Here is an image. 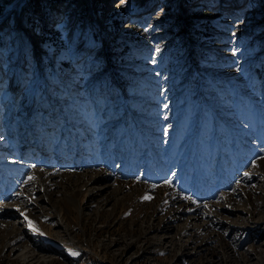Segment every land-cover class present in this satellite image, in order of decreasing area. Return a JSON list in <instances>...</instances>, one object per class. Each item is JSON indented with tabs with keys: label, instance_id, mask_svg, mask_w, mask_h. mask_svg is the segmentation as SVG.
<instances>
[{
	"label": "rangeland",
	"instance_id": "374dc122",
	"mask_svg": "<svg viewBox=\"0 0 264 264\" xmlns=\"http://www.w3.org/2000/svg\"><path fill=\"white\" fill-rule=\"evenodd\" d=\"M253 9L249 0H0V264H39L6 248V232L59 210L86 250L74 264H264V118L235 107L255 143L250 159L234 148L225 164L226 138L211 139L210 108L262 95L264 22L246 23ZM140 95L155 105L141 110L153 150L138 144L130 163L129 151L74 161L98 148L107 108L119 118V98ZM197 97L204 124L182 111ZM91 180L105 191L89 203ZM44 245L51 264H67Z\"/></svg>",
	"mask_w": 264,
	"mask_h": 264
},
{
	"label": "built area",
	"instance_id": "2783aa9c",
	"mask_svg": "<svg viewBox=\"0 0 264 264\" xmlns=\"http://www.w3.org/2000/svg\"><path fill=\"white\" fill-rule=\"evenodd\" d=\"M254 5V9L251 10L252 12L247 16L250 18V21H247L246 23L250 24V26H255L257 24V20H262L264 22V0H249ZM260 7V8H258ZM256 11H260L256 12ZM246 14V12L244 13ZM246 17V15H243ZM247 18V19H248ZM254 22V23H253ZM242 33V31H241ZM239 34V33H238ZM242 35V34H239ZM257 88V91L260 92L262 95L260 98L256 99L254 95L250 93H244V97L241 101H239L238 105H226V102H224L221 105V108L219 107L218 110L221 112H214L213 109L210 110L213 114V120L214 124L212 125L213 131L211 133V139L214 138H226V143L219 146L217 151V156L223 157V161L225 164H231L232 159V151L234 148H239V155L242 157L243 160L250 159L252 156V146L255 144L254 141L250 136L246 134V122L244 119H241L242 117L238 113V109L235 107H242L244 110L248 112H257L259 117L264 118V87L262 86L261 91H259V88ZM144 87H142V90ZM144 92V90H143ZM141 90H138L139 94H143ZM129 99V98H128ZM128 99H120L118 103V109L121 113V116L119 118H112L113 111L117 110V108L114 110V107H108L107 109L110 110L105 116L106 122L104 123L103 127L100 128L97 132V137L95 139V143L98 144V148L94 151V153H87L86 156H82L80 158L74 157V161L80 162V164H84L85 161H81V158H88L90 155H95L96 157H99L101 161H105L107 159H110L108 157L109 153H116L117 155L129 151L128 155L124 156L123 159L126 161H129V155L132 154L131 151L136 150V147L138 144H142L144 148L145 155H148L154 148V144L157 141V138L150 130L147 128V125L149 124V121L147 118H145L141 112L142 109H146L149 106H155L153 104H148L147 98L143 95H140L135 98V100L130 103ZM198 99V97H197ZM199 103L190 106H186V104H183L182 107L184 108L183 112H189V114L195 118L196 123H200V120L202 124H204L205 116H203V106L204 100L198 99ZM115 105V104H114ZM185 105V106H184ZM158 106V105H156ZM134 109L133 111L131 109ZM117 115V113H114ZM201 114V115H200ZM132 117V118H129ZM125 118V119H124ZM129 119L131 121H129ZM144 124V127L141 128L140 124ZM179 123V121H177ZM107 123H110L109 126L106 127ZM125 124V126H128L129 124L135 125V128H137V131H135L134 134H131L127 130H123L120 134L119 128L122 124ZM74 124L77 126V123L74 122ZM235 126L236 128H232ZM81 127V126H80ZM228 127L231 128V130L234 132L233 138L226 137V132ZM83 128V127H81ZM93 129V127H92ZM133 129V128H132ZM84 130V129H83ZM101 130V132H100ZM92 131V130H91ZM120 139L118 140V137ZM245 142H248V144H244ZM195 144L196 146L199 145V141L196 138H193L191 144ZM119 145V146H116ZM59 150V149H58ZM64 150V149H63ZM66 151V150H64ZM108 151V152H106ZM68 152V151H66ZM210 153H213V150L210 151ZM107 154L106 157H108L106 160H104V156ZM218 157V158H219ZM146 158L143 157V159ZM230 160H229V159ZM122 159V160H123ZM123 160V162H124ZM131 161H129L130 163ZM111 162L107 163L106 165H109ZM233 163V161H232ZM231 166V165H230Z\"/></svg>",
	"mask_w": 264,
	"mask_h": 264
},
{
	"label": "bare ground",
	"instance_id": "6f19581e",
	"mask_svg": "<svg viewBox=\"0 0 264 264\" xmlns=\"http://www.w3.org/2000/svg\"><path fill=\"white\" fill-rule=\"evenodd\" d=\"M131 1H133L134 3L137 0ZM76 37L77 41H79L81 38L80 35H77ZM83 43H85V41L79 42V44ZM34 88L35 84H33V89ZM4 90L6 92L8 88H5ZM102 191L105 190L97 188V185L95 186V182L91 180L88 184L85 201H89L90 203L91 200L100 198V193ZM69 199L75 201L71 197ZM64 213L62 210H59L57 212L50 213L47 218L43 220V222H48L49 231L43 228V222L36 223L34 221H30L29 226H27L23 231L14 233V237H10L12 236V234L7 231V237H5L11 241L7 243L5 247L14 252H19L18 256L19 258H21L23 263L36 261L39 264H51L53 262V258L51 257V255L46 256L45 254H43L48 249L44 244L50 243L51 247H55L57 251L61 248L63 252H65V254L67 255V264H74L77 260L80 259L81 255L84 254L86 250L76 245L77 243H75V240L73 238L71 226L68 224L66 215H64ZM20 233H22L23 235L21 236ZM25 239L27 243H23V240ZM41 253L43 254L42 256L39 255Z\"/></svg>",
	"mask_w": 264,
	"mask_h": 264
},
{
	"label": "trees",
	"instance_id": "16d2710c",
	"mask_svg": "<svg viewBox=\"0 0 264 264\" xmlns=\"http://www.w3.org/2000/svg\"><path fill=\"white\" fill-rule=\"evenodd\" d=\"M52 1H55V2H57V1H64V2H66L68 0H52Z\"/></svg>",
	"mask_w": 264,
	"mask_h": 264
}]
</instances>
